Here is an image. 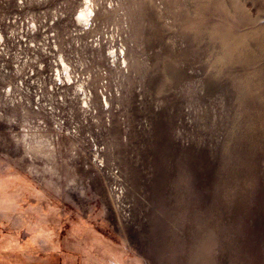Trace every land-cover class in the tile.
<instances>
[{"label": "rangeland", "instance_id": "rangeland-1", "mask_svg": "<svg viewBox=\"0 0 264 264\" xmlns=\"http://www.w3.org/2000/svg\"><path fill=\"white\" fill-rule=\"evenodd\" d=\"M0 264H264V0H0Z\"/></svg>", "mask_w": 264, "mask_h": 264}, {"label": "bare ground", "instance_id": "bare-ground-1", "mask_svg": "<svg viewBox=\"0 0 264 264\" xmlns=\"http://www.w3.org/2000/svg\"><path fill=\"white\" fill-rule=\"evenodd\" d=\"M79 14H80V16L87 18V17L89 16V11H88L87 8H83V9L80 11ZM85 18H83V19H85Z\"/></svg>", "mask_w": 264, "mask_h": 264}]
</instances>
